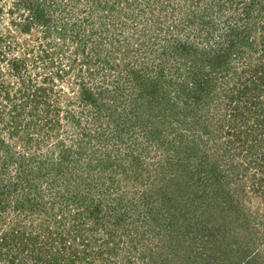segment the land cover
<instances>
[{
  "label": "trees",
  "instance_id": "trees-1",
  "mask_svg": "<svg viewBox=\"0 0 264 264\" xmlns=\"http://www.w3.org/2000/svg\"><path fill=\"white\" fill-rule=\"evenodd\" d=\"M80 1L0 0V264H159L163 245L146 224L161 218L176 238L201 236L221 264H264V0H184L173 24L169 4L156 15L158 1L138 2L132 18H147L135 46L160 58L157 78L141 74L131 52L124 67L114 59L112 46L121 50L127 35L110 27L96 35L94 23L118 20L111 12L120 0H93L97 19H54L86 8ZM152 28L166 33L146 39ZM211 37L213 56L203 47ZM149 122L155 128H143ZM168 124L172 140L161 135ZM141 128L149 143L157 137L156 152L167 149L155 161L167 162L169 177L147 166L149 154L113 161L105 145ZM142 176L153 188L139 194L130 182ZM173 179L165 214L157 195Z\"/></svg>",
  "mask_w": 264,
  "mask_h": 264
},
{
  "label": "rangeland",
  "instance_id": "rangeland-1",
  "mask_svg": "<svg viewBox=\"0 0 264 264\" xmlns=\"http://www.w3.org/2000/svg\"><path fill=\"white\" fill-rule=\"evenodd\" d=\"M156 2L158 1L156 4H154V8L156 7V15L159 11V8L161 7L162 1H164L165 5L169 6L167 7V13L170 16V24L176 23L177 20H179L180 17H182L184 14L183 12L180 11L179 8L182 7V5H184V0H150V5L153 6L152 2ZM213 0H202L201 3L205 5H209ZM93 0H81L80 1V5H82L83 7L86 8H80L81 6H73L72 8L68 7V9L62 13H54V19H58L57 21H61V17L64 16L65 19H70L71 21H75V19H81L82 16H86V15H92L95 19H97L99 16H101L103 13V10H99L98 8L95 9V7H97V5L95 3H92ZM106 2V0H103L102 5ZM109 2H111V0H109ZM138 2H143L146 3V0H120V2H116V8L112 10L111 16L117 17L118 20L116 22L114 21H109L108 25L106 27H102L100 24L94 23V29L95 32L98 31V33H96V35H102L103 33H105L106 31H101V30H105V28H109L110 27V33L107 34H113L116 33L117 35L121 36V38L123 39L124 35H127L128 37V41L123 43V48L121 50H119L120 47L117 46H112L114 47L113 50L117 51V53H115L114 59L117 62H122V64L124 63V60L128 59V56L130 57V59H132L133 61L135 60L138 64V66L141 68V74L143 73V75H145L146 77H150V78H157V76L159 75L158 70L156 69V66L158 64V60H154V54L150 55L148 53V46L146 47L145 45L142 46V48H140L139 45L135 46L136 43L141 44V31H143L144 27H145V23H146V16L145 15H138L136 18H132V14L134 13V11L137 10ZM112 3V2H111ZM132 6H131V5ZM145 5V4H144ZM149 4H146L145 6H147V8L149 9ZM236 9V8H234ZM91 11V12H90ZM114 11V12H113ZM118 11L120 12V14H117ZM235 11V10H233ZM232 10H230V12H233ZM93 13V14H92ZM128 13V14H127ZM230 15L232 13H229ZM227 14L223 15V17H225ZM81 17V18H80ZM110 18V17H109ZM107 18V19H109ZM239 21H242L241 19H238ZM97 21V20H96ZM59 23V22H58ZM77 23H81V20H77ZM223 27V26H222ZM76 29V28H75ZM154 28H152L147 36L146 39H149L150 36L153 34L154 36H156L157 34H160L161 32L163 33V30H158L157 32L153 31ZM72 29V33L76 32L77 30ZM195 30V29H194ZM121 31V33H120ZM220 31L219 30H215L216 33H218ZM103 32V33H100ZM32 33H36V31H32ZM56 33V32H55ZM54 33V34H55ZM166 33V32H164ZM196 33H198V31H193V38L195 41H197V36H194V34L196 35ZM92 31L90 33V37L92 36ZM253 34L252 33L250 35L249 39L253 38ZM58 35V34H56ZM160 36V35H159ZM160 38V37H159ZM62 41V40H61ZM125 41V39H124ZM149 42V40H146V44ZM131 44V46L129 45ZM109 45V42L105 43V46ZM148 45V44H147ZM68 46V49H67ZM212 46H216L219 47V45H217L214 42V39L211 37L210 42L204 43V48L208 50H210V54L213 55H217L218 52L220 51V49H213ZM122 47V46H121ZM65 50H67V53L69 54H73L75 55L74 51V43H65L64 45ZM126 48L131 49L129 52H127V50H125ZM137 49H143L144 52H139L138 54L135 53V50ZM229 49V47H226L225 50ZM131 52V53H130ZM130 53V55L127 56V54ZM143 55V56H142ZM64 64H67L68 62V58L66 55H64ZM174 56H178V54H173V52L171 51L170 54H168V58H172ZM122 57H125L122 59ZM211 57V56H210ZM164 58V57H163ZM122 59V60H121ZM160 62V61H159ZM145 63V64H144ZM207 63V67L205 70H209L212 66H211V62ZM123 67L126 66L125 64L122 65ZM204 72L202 69H199V71L197 72V76L200 77L202 75V72ZM65 85L67 86V83L65 82ZM106 121V120H105ZM136 122V119L133 120V122ZM148 122V121H146ZM153 122H149L148 124H145L143 126V128L147 129V127L149 125H152V128H155ZM171 128V124L165 125L163 127V131L161 132V135L165 134H169L170 135V139H173V133L174 131H170ZM63 132V136H66L67 134L72 135L74 128L67 130ZM144 129L141 128V131L137 130L136 133L134 135H132V137L130 138V140L128 142L121 143L116 141V138H114L113 140L109 141V144L105 145L106 147H108V149H111V153H112V157H113V161H116V159L118 158V155H121L123 160L125 161L124 163H128L129 161H131L133 159L132 154H137L138 152L143 153L146 157L148 156V154L151 156H149V163L147 162V166H149L150 168L155 169L158 172V176H162V173L165 170V167H167V165L165 162L163 165L159 164L158 161L156 162L155 159H161L159 156L164 157V155H168L167 149L163 148L160 149L159 153L156 152V147H157V140H156V136L155 139H152V142L149 143V139L146 141L145 136H144ZM149 130V129H147ZM146 130V131H147ZM76 132V131H75ZM169 141V140H167ZM131 145V146H130ZM101 147V146H100ZM102 151H104V148L102 147ZM156 153H158L156 155ZM101 156H106L105 152H102ZM97 157V156H96ZM95 160H97V158H95ZM160 161V160H159ZM199 161L198 158H196L194 160V162ZM163 162V161H161ZM193 162V163H194ZM111 167V166H110ZM108 168L110 171L111 168ZM139 168V165H138ZM137 168H133L132 170L128 171V174H135L136 172H134ZM162 170V172H160ZM155 171V170H154ZM11 174L15 173L14 169L10 170ZM109 173V172H108ZM182 174V169H178L177 172H173V177L175 176H180ZM167 175L166 177H169L170 173L168 172H164V176ZM156 176V177H158ZM134 177V176H133ZM136 178H134V181L131 180L130 184H133L134 190H138L140 189L139 194H141V191H144L148 186H153L152 182L149 180V178L147 176H142L139 180H135ZM158 181H161L160 178H158ZM152 184V185H151ZM162 183L157 182V185H161ZM171 185H169V189L163 190L162 192H160L157 197H159L158 201H165L166 202L163 205H159L161 203H158L159 206H161V212L165 213V214H170V209H167V196L168 195H172V189H176L178 188V185L175 184L174 179L173 182L170 183ZM153 188V187H152ZM187 192L184 193H188L190 190H185ZM186 194H181L182 196V201H184ZM173 202V201H171ZM138 213V211H136V214ZM161 221L158 220V222L155 224L156 227L153 224H146V225H152V230H156L157 234L159 235V239H160V243L161 245H163V248H159V255L160 257H158L159 260V264H162L164 262H169V264H221L222 262H224V259L222 257L219 256H215V254L213 255H207L209 254V251H211V253H213V251H215V249L213 248H205L204 244L202 243V239L201 236H195V232H190V238L188 239L187 237H185L187 240L184 239V237H177L176 234H170V231H173L169 226L167 227L165 225V221L161 218ZM198 227H202V223H197ZM145 225L141 226V229L143 228V230L141 232L144 231H150V229L144 227ZM204 226V225H203ZM194 230V229H192ZM187 231V228H185V232ZM196 231V230H194ZM170 232V233H167ZM149 236L152 235V232L150 231L148 233ZM198 235V232H197ZM168 237H172V245L173 248L171 249L172 246H170L168 248V245H170V242L166 241V239ZM220 238V237H219ZM156 241V239H154ZM165 244V247H164ZM212 243H209L208 245H210ZM201 249H203L205 252L201 251ZM238 251V250H237ZM216 257V258H214ZM214 258V259H213Z\"/></svg>",
  "mask_w": 264,
  "mask_h": 264
}]
</instances>
